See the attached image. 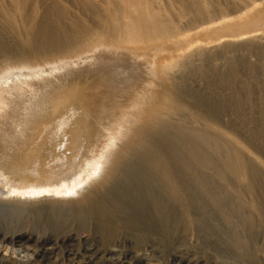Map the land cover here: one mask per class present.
I'll return each mask as SVG.
<instances>
[{
  "label": "rangeland",
  "instance_id": "obj_1",
  "mask_svg": "<svg viewBox=\"0 0 264 264\" xmlns=\"http://www.w3.org/2000/svg\"><path fill=\"white\" fill-rule=\"evenodd\" d=\"M145 1L0 0V41L4 45L0 47V82L11 75L14 81L9 84L18 87L2 90L4 83H0V172L5 175L0 184L6 191L14 185L13 200L39 203L38 198L68 195L60 200L79 202L89 194L78 199L76 192L102 175L121 140L133 134L132 143L123 149L134 146L135 150L162 122L184 128L196 141L216 134L221 145L236 147L264 178V0ZM132 4L148 5L147 12L157 18L153 35L142 38V53L122 48L130 42L133 19L129 11L137 8ZM156 27L168 32L160 33ZM42 28L48 33L47 41L40 39V33L36 36ZM55 42V47L47 44ZM160 58L177 63L162 77L156 66ZM223 77L226 80L221 81ZM182 81L192 96L213 99L207 110L210 116L198 118L192 105L173 94ZM216 81L220 87L212 91L210 85ZM57 122L71 125L66 128H71L69 133L65 128L61 131L59 140L52 137L51 128V132L46 130ZM63 143L70 147L61 152ZM65 156L68 160L69 156L80 157L75 180L53 186L28 185L37 181L29 174L33 159L41 158L38 172L46 174L55 160ZM212 158L220 164L227 161L223 154ZM247 184L245 179L243 185ZM262 190L258 189V196L242 191L239 208L244 221L227 235L229 243H219V250L203 248L205 239L195 230L183 233L186 242H174L172 249L161 237L159 250L144 244L134 250L151 264H264V217L252 211L256 200L262 199ZM36 205L14 217L19 223L10 226L0 221V264H84L98 247L97 239L103 250L117 242L114 250L121 253L123 262L130 254L122 240L131 231L123 224L112 239L102 240L95 231L92 208L85 214L86 222L70 215L66 222L55 223L52 205ZM188 224L191 227L183 220L186 230L196 229L195 224Z\"/></svg>",
  "mask_w": 264,
  "mask_h": 264
},
{
  "label": "bare ground",
  "instance_id": "obj_2",
  "mask_svg": "<svg viewBox=\"0 0 264 264\" xmlns=\"http://www.w3.org/2000/svg\"><path fill=\"white\" fill-rule=\"evenodd\" d=\"M148 1L149 0H146L145 3ZM132 6H136L137 8L131 7L132 10L130 9L131 11H129L131 18L133 19L129 31L130 42H126L122 48L132 50L135 53H142L145 51L143 49L145 44L141 42L142 38L145 34H147L149 38L153 35L151 29L157 18L155 15L149 14L150 8L147 7L148 5L146 4L142 6L132 4ZM134 9H136L138 14L133 11ZM147 10L149 12H147ZM41 30L42 31L39 30L37 32L36 36L40 33L39 37L42 41L49 40L47 39L48 33L44 31V28ZM156 31L160 33L168 32L165 28L161 29L157 27ZM47 44L52 47L57 46V42ZM3 46L4 45H2L0 41V47ZM156 66L158 67V74L162 77L169 74L171 70L177 66V63H175V60L160 58L157 60ZM16 75V79H19V75L17 73ZM10 76L9 78L7 76L5 77V82H3L4 80L1 81L4 83L2 90H5V87L11 86L9 83L14 81L13 76H11L12 78ZM224 79L225 77H223L221 81H224ZM179 85H177L179 87H175L173 94L179 99L187 102L189 105H192L198 118L201 119L204 116H210L207 110L209 106L213 105V99L209 96V98L204 96H192L189 91L185 90L186 83L184 81H182L181 84L179 83ZM217 85L220 87L218 81L213 82L210 85L211 90L213 91L214 88L217 89ZM22 86L23 85H21V87ZM15 87L18 88L17 86H11L9 89L11 90ZM47 100H49V98ZM221 101L225 100L222 99ZM1 103L2 102L0 101V105ZM210 109H212V107ZM198 113H200L201 116L198 115ZM40 114L41 113L39 112V115ZM70 114L73 116V113L69 112V115ZM34 117L35 116H33V118ZM68 120L70 119L67 118V122ZM51 121L53 122V120ZM62 122L49 125L46 129L47 131H50V128L52 129V137L54 139L56 138L59 140L61 131H63L64 128V130L68 129L67 126L70 123L64 124ZM160 125L161 127L157 131L152 129L153 132H156L152 133L151 130L150 132L152 134L150 136L148 135V138L142 139L138 142L139 144H136L137 147L135 150L133 148L134 146L131 149L125 148L126 150L128 149V152L123 149L124 146L127 147V144L132 143L133 141L130 140V137L133 134H130L127 137L125 136L127 139H125V141L121 140L123 143L121 142L122 144H119L120 146L116 150V153H114V155L112 154L113 156L111 157L113 159H109L110 161L108 165L104 167V170H101L102 175L100 174L101 176L98 177V179H94L87 188L83 187L79 192H76L77 195L79 194L78 197L75 196L78 199H81L86 193L87 195L89 194L79 202L65 203L60 200L67 198L68 195L62 198H58V196H54L51 199L48 197H42L43 199L38 198L36 200H39V203H34L32 202L33 200L23 202L25 200H20L21 198H18L19 201H17V199L13 200L15 198L10 195L16 191L14 190L16 189L14 185L12 186V184H10L11 187L9 186L10 188L6 191L1 183L0 198L2 201L4 200V202L0 203V217L2 218L0 221L4 220L7 224L12 226L13 224H16L17 221L18 223L21 221H15L14 217H20L19 214H22L26 210V207H34L36 204H39L36 205V207L49 204L52 205L50 207V213L53 218L52 220L55 221V223L57 220L60 221L61 219H65L66 222L70 215L77 217L80 221L86 222L85 214L92 208L91 211L94 213V218H92V220L95 219V231L100 234L102 240L112 239L116 232L120 230L119 224H123L125 229L131 231L129 237L122 240L123 246H126L127 248L126 252H129L130 254L125 255L126 252L124 253L125 256L123 262L122 257L119 255L121 253L114 250L117 242H114L103 250L100 246L102 244H100L97 239L98 247L94 252H91V254L87 255L86 253L88 259L84 264H99V262H101L100 264H151L144 256L140 257V251L134 249L137 246L141 247L144 244L146 246L150 245L155 251L159 250L160 243L157 242V240L161 237L167 241L168 246L170 245V249L173 248L172 246L174 245V242L176 243L178 241L179 243H185L186 239L183 237V233L186 235L193 230L197 231L198 235L205 239L203 248H206L209 251L211 249H218L220 242L221 244L229 243L227 235L231 234L235 229L240 228L238 223H243L245 218V214L241 208H239V206H243L242 191H247L254 195L259 188L263 189L261 193H259V195H262L261 197L263 200H256V204L252 206V211L255 215H258V218L259 216L264 217L263 177L256 168L250 167L247 159L240 151L237 150L236 152V147L232 148L234 146L231 144L226 146L221 145L220 140H218L220 137L216 134L208 135L207 137L203 136L201 141H196L191 135L184 132V128L179 129L176 125L169 123L164 124V122L160 123ZM41 130L45 129L41 128ZM69 130H67L68 133ZM73 130L71 131L73 132ZM43 132L42 134L44 135ZM132 133H134V130H132ZM148 133L149 131L147 134ZM46 138H51V136ZM76 146L79 145L76 144ZM67 147L70 146H68L67 143H63L59 149L62 152V150H65ZM41 150L43 149H40V151ZM73 153L72 155H74ZM81 154L79 153L80 157ZM214 154H223L227 159L226 163L220 164L217 161H214L212 158V155ZM52 158L50 157V159ZM39 159H33L29 163L32 167V173L30 172L29 174L37 179L36 182L28 184L30 186H53L75 180L77 174L76 171L79 164H81L77 157L72 159L69 156V159L71 160H68L65 156V158H58L55 160V162L52 163L54 167L47 168V170L50 168L48 173L41 174L38 172L40 167L38 166L39 168H37ZM233 161H236V163L234 162V165L232 166ZM11 168H13V166H11ZM3 174V172H0V177L4 176V179L5 175ZM13 175L14 174L12 173V176ZM10 177L11 176H9V179H11ZM245 179L248 180L247 186L243 185ZM0 181H2V179ZM92 189L94 190L91 191ZM11 197H13V199ZM256 198L257 197L255 196V199ZM45 199H48V201L42 202V200L44 201ZM55 199H59L60 201H51ZM73 208H77V210H73ZM183 220L187 223V225H185L186 227H191L188 223H193L195 224L196 229L193 228L191 230H186L183 225ZM179 236L180 238H178ZM207 238H211V243L206 242L208 240ZM224 240L227 242H223ZM73 241H71V239L69 240L71 246ZM120 246L121 245L118 244L119 248ZM127 255L128 257H126ZM221 257L223 258V256ZM223 260L225 259L223 258Z\"/></svg>",
  "mask_w": 264,
  "mask_h": 264
}]
</instances>
